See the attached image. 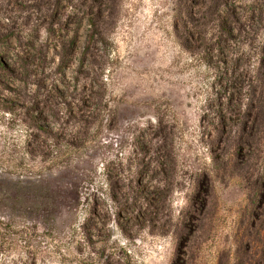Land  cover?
I'll use <instances>...</instances> for the list:
<instances>
[{
  "label": "rangeland",
  "instance_id": "obj_1",
  "mask_svg": "<svg viewBox=\"0 0 264 264\" xmlns=\"http://www.w3.org/2000/svg\"><path fill=\"white\" fill-rule=\"evenodd\" d=\"M40 1L0 0V60L15 71L0 72V177L74 180L79 197L0 194V264L264 262V209L253 223L248 213L264 118L241 156L236 115L249 92L230 84L238 67H257L264 0H223L238 17L228 38L212 14L198 43L184 0H108L91 69L83 6L59 0L49 17ZM191 1L201 16L206 0ZM59 39L72 40L62 65Z\"/></svg>",
  "mask_w": 264,
  "mask_h": 264
},
{
  "label": "trees",
  "instance_id": "obj_2",
  "mask_svg": "<svg viewBox=\"0 0 264 264\" xmlns=\"http://www.w3.org/2000/svg\"><path fill=\"white\" fill-rule=\"evenodd\" d=\"M40 2L41 3H39V5L43 7V10L50 12V14H48L49 17L53 16V12H55V9L59 5V0H53V2L51 3L52 5H45L44 3H42L43 0ZM76 2L80 4V6H83L84 14L86 16L88 24V29L86 31L84 44L82 47L81 59H88V68L90 66L91 69L95 63H98L97 59L99 55L92 50V45L94 41L103 42V35L101 30V26L105 24L102 20V18L105 17V15H103V7H105V5H108V0H76ZM222 2L223 0H206V3L203 4L204 10L200 12L201 16L199 15V12L197 16H195L196 11H193L192 9V1L184 0L185 19L190 25L194 27V30L191 31L190 29L187 32V37L189 38V40L193 41L194 39V41H199L204 39V31L202 32L204 19H207L212 14L215 17L214 24L217 28L216 32L222 33L228 38V34L231 32V29L227 18L237 21L238 17H236V12L231 5L230 7H227L225 11L220 10L219 7ZM256 6L257 10L259 5L257 4ZM251 15L254 17L253 14ZM239 21L240 19L238 20V25L244 28V24ZM70 44H72V40L59 39V49L53 51V55L58 58L60 65H62L65 59L68 57L67 53L70 48ZM17 58L22 61L24 66H26L25 64H29V60L31 59L27 57L26 53L23 56L17 55ZM0 72L15 75L13 65L5 64L1 60ZM234 74L235 75L230 80L233 91L236 92L237 86H240L242 83H244L247 91L249 92L248 105L244 108V110H242L240 115H236L239 117V120L241 119L238 123L237 131L239 132V134L241 133L244 136L240 134L241 138L235 143L233 149L236 150L238 154L243 156V147H246L247 149L251 147L252 140L250 139V137L252 138L253 134L257 131V129L260 128V124L264 118V40L260 44V54L257 67L252 71H246L244 69H239L238 67ZM57 94L59 95V93ZM47 99L48 97L45 99L43 98V102L46 103ZM4 104H6V102ZM10 108L11 107L8 104L7 109ZM230 118V116L227 117V119ZM31 122L33 128L38 132V134L46 136L52 133L49 127L43 122H38V120H31ZM223 128L224 123L223 121H221L217 126V130L223 132ZM38 141L41 142V140ZM53 177L54 176L47 179H42L39 177L24 178L14 180L13 182L6 181L0 177V194L3 195L6 191H8L12 193L13 196L22 198L23 200L27 201V203L28 201L35 200L36 197H38L41 200V204H44V200L48 198H51L54 202H58L60 200V196L66 194L67 196H69V198H71V200L74 201V204L76 205L79 197L76 189V182L73 180V182L65 181L60 184L57 182V178ZM255 182V187L252 193L256 200H251V211L248 212L252 223L258 216V210L260 208L264 209V174L257 177ZM201 203L205 205V197H202ZM182 244L185 247L186 242ZM248 244L249 243L247 242L246 245L248 246ZM185 249L186 248H184V251ZM262 254L264 255V251ZM248 264H264V262L255 259L253 261H248Z\"/></svg>",
  "mask_w": 264,
  "mask_h": 264
}]
</instances>
